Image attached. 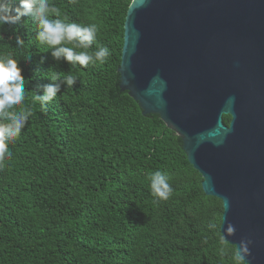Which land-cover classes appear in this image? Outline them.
<instances>
[{"label":"trees","instance_id":"obj_1","mask_svg":"<svg viewBox=\"0 0 264 264\" xmlns=\"http://www.w3.org/2000/svg\"><path fill=\"white\" fill-rule=\"evenodd\" d=\"M130 2L50 0L71 21L97 25L110 56L86 68L55 61L28 17L0 26V53L18 60L33 111L0 162V264H233L235 246L225 241L229 255H218L221 200L203 191L180 138L120 89ZM53 71L78 77L41 111L37 85ZM155 170L169 176L167 201L150 193Z\"/></svg>","mask_w":264,"mask_h":264},{"label":"water","instance_id":"obj_2","mask_svg":"<svg viewBox=\"0 0 264 264\" xmlns=\"http://www.w3.org/2000/svg\"><path fill=\"white\" fill-rule=\"evenodd\" d=\"M123 29L120 89L180 138L226 242L264 264V0H131Z\"/></svg>","mask_w":264,"mask_h":264},{"label":"clouds","instance_id":"obj_3","mask_svg":"<svg viewBox=\"0 0 264 264\" xmlns=\"http://www.w3.org/2000/svg\"><path fill=\"white\" fill-rule=\"evenodd\" d=\"M22 17H28L35 22L36 40L47 45L55 61L63 60L72 67L86 68L89 64H103L110 56L109 48L97 42L96 24L82 25L71 21L50 0H17L15 7L11 0H0V26L20 24L24 22ZM94 43L97 45L95 50L92 49ZM24 44L25 41L17 35L15 46L23 48ZM21 72L17 59L7 52L0 53V162L12 157L9 144L20 138L29 117L33 115L32 108L23 103L26 98V80ZM77 77L67 72L61 74L53 71L48 75L51 83L37 85L42 91L34 98L39 102L41 111L47 110L48 105L56 99L61 84L66 89H72ZM148 181L150 193L157 201H167L171 197L173 188L167 173L155 170L149 174ZM235 231L233 225L226 226L224 235L219 237L218 255H229L225 241ZM250 244L249 239H240L236 248L231 251L233 264H250L246 259L250 256Z\"/></svg>","mask_w":264,"mask_h":264}]
</instances>
